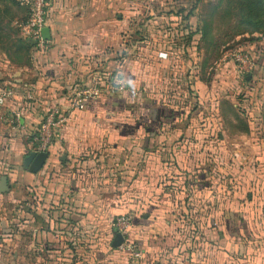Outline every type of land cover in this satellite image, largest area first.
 <instances>
[{"label":"crops","instance_id":"1","mask_svg":"<svg viewBox=\"0 0 264 264\" xmlns=\"http://www.w3.org/2000/svg\"><path fill=\"white\" fill-rule=\"evenodd\" d=\"M101 7L50 0L44 51L12 62L8 22L19 10L0 0V46L8 47H0V93H10L0 115L18 116L13 124L0 119V175L9 170L23 193L16 209L22 230L30 221L35 264H119L107 243L123 210L134 215L131 235L143 254L131 264H264V128L259 143L254 127L235 128L234 104L198 93L194 77L185 84L190 111L157 105L135 84L70 110L75 88L99 86L115 67L99 56L119 46L120 16ZM239 37L261 49L254 69L264 87V36ZM210 108L200 125V111ZM51 111L65 121L32 174L22 167L35 152L28 137ZM215 149L233 151L223 161Z\"/></svg>","mask_w":264,"mask_h":264},{"label":"rangeland","instance_id":"2","mask_svg":"<svg viewBox=\"0 0 264 264\" xmlns=\"http://www.w3.org/2000/svg\"><path fill=\"white\" fill-rule=\"evenodd\" d=\"M211 3L212 0H99L101 8L113 9L114 19L119 14L117 21L121 25L119 46L99 56L115 62L113 69L105 68V73L99 77V87H105L109 78L117 77L125 84V90L135 84L139 92L150 95L157 105L168 101L177 111L183 108L190 111L192 104L185 100L191 92L185 90V84L190 89L196 77L201 84L198 93L210 91L212 100L224 99L234 104L235 108L230 106L231 111L240 117V122L234 123L235 128L254 127L258 130L259 143L264 128V87L256 86L257 74L253 73L255 76L247 80L253 71L239 69L230 54L240 49L254 60L260 48L248 46L247 40L239 36L232 37L227 30L231 24L214 20L213 15L222 14V9L216 12ZM18 31L12 29L10 33L18 36ZM106 97L102 93L99 100ZM219 105L221 107V103H214L215 110ZM211 111V108L200 111V125L211 117L207 115ZM212 119L215 122L217 118ZM232 151L215 149V158L226 161ZM1 173L7 177L11 174L9 170ZM8 179L9 193L0 194V264H35L30 221L22 230L19 225L22 218L16 209V201L23 200V193L11 182L12 177ZM127 212L123 210L120 214ZM114 256L122 259L119 264H131V260L117 252L112 258Z\"/></svg>","mask_w":264,"mask_h":264},{"label":"built area","instance_id":"3","mask_svg":"<svg viewBox=\"0 0 264 264\" xmlns=\"http://www.w3.org/2000/svg\"><path fill=\"white\" fill-rule=\"evenodd\" d=\"M50 0H15L17 6L24 10L25 20L16 22L15 26L19 30L20 37L26 41L33 42L35 49L44 51L46 40L41 37V30L46 24L47 8ZM230 57L238 64L239 69L252 71L254 68V60L251 55L236 49L231 52ZM125 90V84L117 77H111L105 84V87L99 86H82L75 88L70 94V110L80 108L83 102L90 98H98L102 93L105 95H115ZM10 96L9 92L2 91L0 93V106H3L6 99ZM0 119L9 124L17 123L18 116L4 118L0 115ZM65 121L59 118L56 111H51L44 120L35 128L28 137L29 147L35 152H46L53 140L58 137V132ZM134 215L132 212L119 214L114 218L112 229L114 234L119 233L122 236V243L113 248L114 252L121 254L124 258L131 261L141 260L142 251L137 242L131 236L130 231L133 224ZM262 221L264 223V208L262 212ZM113 234L111 235V240Z\"/></svg>","mask_w":264,"mask_h":264},{"label":"trees","instance_id":"4","mask_svg":"<svg viewBox=\"0 0 264 264\" xmlns=\"http://www.w3.org/2000/svg\"><path fill=\"white\" fill-rule=\"evenodd\" d=\"M8 1L11 2V4H14L15 7L19 10L17 11L18 14L15 15L14 13V15L10 17L8 22V29L9 32H11L12 29L18 31L15 23L23 22L25 20L24 10L17 7L15 0ZM196 2H198V0H196ZM210 5L213 9H215L216 12L217 10L219 11V9H222V14L218 16L213 15L214 20L217 18L219 21L222 20L225 25L231 24L229 28L227 27V30L230 32L232 37H237L244 34H260L264 36V0H212V3ZM193 8L194 6L192 7V9ZM13 36L14 39L10 47L11 52L8 55L9 59L12 62H20L21 60L27 61V55H29L31 49H35V46L32 45L29 41L20 38L19 34L18 36ZM3 47L4 50L8 48L5 46ZM257 60V58L254 59V62H257ZM252 71L253 72L250 74L251 77L254 76L253 73L255 74V69L253 68ZM112 234L114 237L115 234L113 229ZM111 241L109 242V247L111 246ZM110 248L111 250L113 249L112 247Z\"/></svg>","mask_w":264,"mask_h":264},{"label":"water","instance_id":"5","mask_svg":"<svg viewBox=\"0 0 264 264\" xmlns=\"http://www.w3.org/2000/svg\"><path fill=\"white\" fill-rule=\"evenodd\" d=\"M41 37L43 40L49 39V30L47 28H43L41 30ZM33 43V42H32ZM34 44V43H33ZM251 76H247L248 80ZM48 157L46 152H31L26 155L22 161V167L28 170L30 173H37L45 164V161ZM9 191L7 178L2 176L0 178V194H5ZM122 243V236L119 233H116L111 241V247L116 248Z\"/></svg>","mask_w":264,"mask_h":264}]
</instances>
